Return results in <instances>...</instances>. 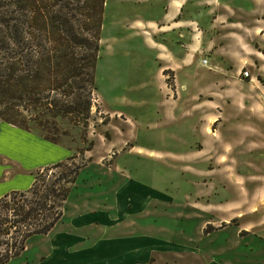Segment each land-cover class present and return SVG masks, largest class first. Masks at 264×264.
Wrapping results in <instances>:
<instances>
[{
	"label": "crops",
	"instance_id": "0c3cea01",
	"mask_svg": "<svg viewBox=\"0 0 264 264\" xmlns=\"http://www.w3.org/2000/svg\"><path fill=\"white\" fill-rule=\"evenodd\" d=\"M154 4L162 7V13L147 16L141 22L144 28H138L137 33L141 38L140 33H146L153 54L149 86L167 102L157 103L166 120L182 121L185 134L188 131L201 137L200 127H186L185 122L209 118L211 125H216L214 132L220 133L231 107L227 99H233L244 107L254 104V113L242 112L243 119L263 121L260 113H255L264 112V101L258 100L264 99L258 90L262 85L252 77H242L241 71L256 72L264 79V0H155ZM247 84L254 87L253 92L237 90ZM257 92L260 98H256ZM186 94L208 95L210 111L201 113L200 101L184 105L174 100ZM245 126L248 124H241ZM12 129L21 136L13 140L4 134L15 132H10ZM248 129L253 131V137L245 140L248 148L264 151V139L257 137L261 128ZM24 131L0 121V136L11 140V146H5L7 153L0 151V198L11 191L27 190L41 166L71 156L56 143L25 136ZM203 134L209 137L206 131ZM135 150L141 156L161 159L157 151ZM171 160L182 172L199 165L198 160L187 161L184 153ZM96 164L100 170L91 172L90 180L74 183L73 187L82 191L71 201L68 196L63 215L53 228L28 239L24 250L8 264H264V224L249 225L245 218L237 225L229 223L233 217L263 213L264 205L250 208V202L241 207L228 200L217 202L212 199L213 192L201 193L194 180L195 192L184 195L173 207L175 217L185 222L175 229L176 239L168 236L163 225L149 221L150 216L162 212V203H174L172 196L137 180L113 162ZM231 225L235 226L232 239L217 242L214 234Z\"/></svg>",
	"mask_w": 264,
	"mask_h": 264
},
{
	"label": "rangeland",
	"instance_id": "374dc122",
	"mask_svg": "<svg viewBox=\"0 0 264 264\" xmlns=\"http://www.w3.org/2000/svg\"><path fill=\"white\" fill-rule=\"evenodd\" d=\"M154 2L155 0H105L95 90L87 125L58 117L55 119V127L47 133L36 122L29 120L31 112L24 111L29 127V131L24 132L25 136L38 138H43L46 134L53 135L57 139L56 144L67 154L74 156L75 163L87 166V170L83 167L85 170L80 171L77 176L76 181L79 184L90 180L91 172L100 170L96 162L103 165H111L113 162L115 166L124 168L137 180L172 196L174 203H162V212L158 216H150L149 221L152 225H163L169 230L168 236L177 239L174 231L185 225V222L175 217L177 210L173 207L180 203L184 195L195 192L197 186L192 184L194 180L198 182L201 193L213 192L212 199L217 202L228 200L238 207L250 202L247 204L250 208L258 204L264 205V151L250 149L245 142L250 139L249 137H253V131L248 127L253 126L264 131V112L255 111L260 113L258 116L263 121L248 117L243 119L242 112L254 113L251 108L254 104H247L244 107L242 104H236L233 99H227L231 107L226 111L227 120H224L220 133L214 132L216 125H211L212 120L209 118H202L199 123L185 122L186 127L188 125L200 127L201 137L188 131V134H185L180 125L182 121L168 122L164 110L157 104L161 101L166 102L165 99H162L158 90L149 86L153 54L147 46L146 33H140L142 38L138 37L137 33L138 28H144L141 22L147 16L158 17L162 13V7H158ZM158 4L161 6V3ZM262 16L264 17V14ZM251 77L253 82L262 85L258 90L264 96V79L258 73L249 71L246 78ZM237 88L239 91H254L250 84L245 88L241 86ZM174 96L177 98L176 94ZM255 96L260 98L259 93ZM208 99V95L186 94L182 99L174 100L184 105L189 101H200L201 113H207L210 111ZM242 123L248 126L242 128ZM205 131L209 137L203 134ZM262 132L256 135L259 140L264 139ZM4 134L12 136L13 140L21 136L17 131ZM10 143V138L1 135L0 151L5 150L7 153L5 146L10 147ZM31 145L32 143L28 144L29 147H32ZM132 147L133 149L128 151ZM135 148L157 151L162 154L161 159L153 160L141 156L142 154H137ZM194 148L201 151L193 153ZM182 153L187 161L198 160V167L186 168L184 170L186 172L178 169V163L171 159ZM51 165L41 166L39 172L37 170L34 172V175L37 172L39 181L43 176L53 179V175L57 176L62 171L61 168L50 167ZM80 191L81 188L72 187L68 195L69 201ZM244 218L249 225L264 224V212L243 218L233 217L229 223L237 225ZM234 225L215 233L214 239L217 242L232 239Z\"/></svg>",
	"mask_w": 264,
	"mask_h": 264
},
{
	"label": "trees",
	"instance_id": "16d2710c",
	"mask_svg": "<svg viewBox=\"0 0 264 264\" xmlns=\"http://www.w3.org/2000/svg\"><path fill=\"white\" fill-rule=\"evenodd\" d=\"M105 0H0V121L47 133L56 118L87 125L99 54ZM55 135V134H54ZM53 143V135H43ZM71 155L50 167L53 179L0 198V264L18 256L32 236L47 234L84 164ZM49 168V167H46ZM39 172V171H38ZM47 176V175H45Z\"/></svg>",
	"mask_w": 264,
	"mask_h": 264
},
{
	"label": "built area",
	"instance_id": "2783aa9c",
	"mask_svg": "<svg viewBox=\"0 0 264 264\" xmlns=\"http://www.w3.org/2000/svg\"><path fill=\"white\" fill-rule=\"evenodd\" d=\"M203 62H205V61L203 60ZM241 75H242V77H248L249 73L246 70H242Z\"/></svg>",
	"mask_w": 264,
	"mask_h": 264
}]
</instances>
